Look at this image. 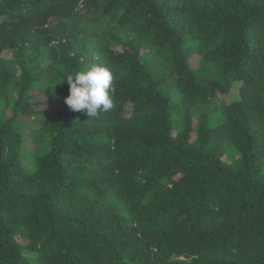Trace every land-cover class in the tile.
Returning <instances> with one entry per match:
<instances>
[{"label":"trees","instance_id":"1","mask_svg":"<svg viewBox=\"0 0 264 264\" xmlns=\"http://www.w3.org/2000/svg\"><path fill=\"white\" fill-rule=\"evenodd\" d=\"M0 264H264V0H0Z\"/></svg>","mask_w":264,"mask_h":264},{"label":"clouds","instance_id":"2","mask_svg":"<svg viewBox=\"0 0 264 264\" xmlns=\"http://www.w3.org/2000/svg\"><path fill=\"white\" fill-rule=\"evenodd\" d=\"M69 95L65 103L72 111L83 110L89 117L100 111L107 112L113 107L110 86L113 75L106 66L93 63L86 70L66 77Z\"/></svg>","mask_w":264,"mask_h":264},{"label":"rangeland","instance_id":"3","mask_svg":"<svg viewBox=\"0 0 264 264\" xmlns=\"http://www.w3.org/2000/svg\"><path fill=\"white\" fill-rule=\"evenodd\" d=\"M233 97H234V95H232V96L225 95V96H221V100H225L227 102H230L233 99Z\"/></svg>","mask_w":264,"mask_h":264}]
</instances>
